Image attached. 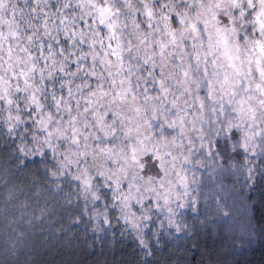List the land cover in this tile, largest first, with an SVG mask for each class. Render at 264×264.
Returning <instances> with one entry per match:
<instances>
[{
  "label": "snow or ice",
  "instance_id": "snow-or-ice-1",
  "mask_svg": "<svg viewBox=\"0 0 264 264\" xmlns=\"http://www.w3.org/2000/svg\"><path fill=\"white\" fill-rule=\"evenodd\" d=\"M0 170V264H182L264 190V0H0Z\"/></svg>",
  "mask_w": 264,
  "mask_h": 264
},
{
  "label": "trees",
  "instance_id": "trees-1",
  "mask_svg": "<svg viewBox=\"0 0 264 264\" xmlns=\"http://www.w3.org/2000/svg\"><path fill=\"white\" fill-rule=\"evenodd\" d=\"M12 174L20 181L24 178L15 174V170ZM2 185L4 181L0 185V198L3 199L6 192ZM9 185H12L11 182ZM199 194L203 196L204 192ZM196 195L197 193L193 192V196ZM252 204L255 205L254 208ZM248 220L256 229L254 236H249L243 231V226ZM195 223L198 228L195 242L186 241L180 245L185 249L179 255L182 264H264V233H261V227L264 226V190L258 188L251 194V203L247 208L237 201L235 213L227 221L218 217L211 202L207 207L202 204L200 219ZM114 251L115 256L105 247L103 251L97 250V253L92 255L88 250L81 248L69 258L62 250L54 257L51 251L41 250L37 257L42 264H52L53 260L64 264H104L107 260L112 264L117 258L118 264H134L135 253L130 242L125 247L118 245Z\"/></svg>",
  "mask_w": 264,
  "mask_h": 264
},
{
  "label": "rangeland",
  "instance_id": "rangeland-1",
  "mask_svg": "<svg viewBox=\"0 0 264 264\" xmlns=\"http://www.w3.org/2000/svg\"><path fill=\"white\" fill-rule=\"evenodd\" d=\"M12 175H13L12 173L6 174L2 170H0V185H1L2 181H4L5 178H7L9 180V182H11L12 185L20 183V180L14 178ZM9 186L10 185L6 186L5 184L2 185L3 189H5V192L7 190V187H9ZM0 199H1L0 200V208H2L4 197H3V199L2 198H0ZM29 199L34 200L35 197H33L29 194ZM4 225H5V221L3 218V212L0 211V234H1L0 235V260L5 259L4 252H3V249H4V232H5Z\"/></svg>",
  "mask_w": 264,
  "mask_h": 264
}]
</instances>
